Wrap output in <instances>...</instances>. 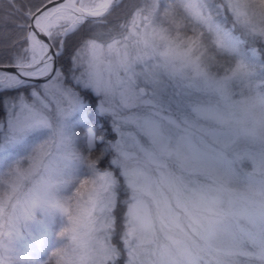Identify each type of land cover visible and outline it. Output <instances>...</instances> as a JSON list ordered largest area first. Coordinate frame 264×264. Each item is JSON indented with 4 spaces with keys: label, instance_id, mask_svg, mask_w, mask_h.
I'll return each instance as SVG.
<instances>
[{
    "label": "snow or ice",
    "instance_id": "obj_1",
    "mask_svg": "<svg viewBox=\"0 0 264 264\" xmlns=\"http://www.w3.org/2000/svg\"><path fill=\"white\" fill-rule=\"evenodd\" d=\"M118 8L124 19L110 25ZM0 9L20 17L10 51L0 54V93H18L8 105L11 138L51 132L0 178V237L11 239L37 210L57 209L67 226L59 233L64 244L51 253L56 264H224L181 236L157 191L175 180L153 176L146 162L169 147L159 124L168 87L207 84L229 102L237 87L264 88V0H0ZM85 25L87 36L76 39ZM148 107L151 115H141ZM54 122H77L82 152ZM139 132L151 137L150 148ZM72 159L84 174L66 180ZM69 184L70 195L61 197ZM10 251L0 244L8 253L0 264H11Z\"/></svg>",
    "mask_w": 264,
    "mask_h": 264
},
{
    "label": "rangeland",
    "instance_id": "obj_2",
    "mask_svg": "<svg viewBox=\"0 0 264 264\" xmlns=\"http://www.w3.org/2000/svg\"><path fill=\"white\" fill-rule=\"evenodd\" d=\"M13 94L2 100V113L0 114V159L7 163L0 162V178L7 179L8 172L16 160L28 155L36 144L48 138L51 134L49 130H36L27 136L13 140L9 128L11 103ZM27 96L28 93H25ZM257 95H264V88L253 86L243 89L237 87L234 90L232 101H249ZM219 102V97H214L208 93L189 91L186 89L168 87L162 94L159 104L163 109L164 119L159 120L163 134L168 138L169 147L162 154H157L156 163H146V167L151 169L152 175L159 177L163 172L166 176L174 178L175 185L170 187L167 183L160 185L157 191L167 198L169 205L174 209L177 206L176 188L181 190V198L187 189L208 183L209 176H216L223 186L237 191L246 190L249 186H260L261 175L256 171L257 161L264 167V159L257 156V148L247 142L229 141L228 145L221 147L210 138H194V143L206 150L204 165L199 171L188 172L177 165L170 163L169 152L179 150L187 152L190 145L185 143V121L196 118V109L212 105ZM195 109V110H194ZM150 107L141 111V115L150 116ZM77 122H54V129L62 128L64 134L70 139L74 152H82L83 145L80 135L76 132ZM109 125V130L112 129ZM116 132H112L115 138ZM141 144L151 147V137L146 132L137 133ZM84 174L83 167L78 159H72L65 163L63 177L66 180L78 178ZM71 185L61 188L60 196L65 197L71 193ZM145 203L153 216L157 213V207L151 193L145 194ZM67 226V219L57 209L37 210L33 219L22 222L19 231L14 233L11 239L7 232L0 237V244L6 248L9 246V259L11 264H35V258L45 255L41 262H46L52 257L51 253L64 244V240L59 237V233ZM188 244L192 246L201 245L198 239L186 238ZM256 251L251 246L248 238L239 234L230 243L219 245L217 255L223 258L224 264H230L234 258L246 260ZM6 258L8 253L0 252ZM56 262V258L54 260Z\"/></svg>",
    "mask_w": 264,
    "mask_h": 264
},
{
    "label": "clouds",
    "instance_id": "obj_3",
    "mask_svg": "<svg viewBox=\"0 0 264 264\" xmlns=\"http://www.w3.org/2000/svg\"><path fill=\"white\" fill-rule=\"evenodd\" d=\"M201 87L205 93L219 97V102L197 108L196 118L185 121L184 141L190 148L187 152L170 151V163L188 172L199 171L205 163L206 150L193 141L205 137L221 147L229 141L247 142L264 159V95L236 103L226 101L221 90L207 84L186 90ZM256 171L261 175L260 186H249L243 191L221 185L216 176H209L208 183L187 189L174 208L182 227L181 236L196 238L202 242L201 247L219 253V245L243 234L256 251L246 260L234 258L230 264H264V167L259 161Z\"/></svg>",
    "mask_w": 264,
    "mask_h": 264
},
{
    "label": "trees",
    "instance_id": "obj_4",
    "mask_svg": "<svg viewBox=\"0 0 264 264\" xmlns=\"http://www.w3.org/2000/svg\"><path fill=\"white\" fill-rule=\"evenodd\" d=\"M32 3H39L40 0H31ZM126 3H132L133 0H125ZM125 11L123 9H116L112 15L109 17L110 25H117L121 23L124 19ZM7 15V19L5 16ZM20 17L18 15L12 13H5L4 10L0 9V54H4L10 51L8 48L9 43L15 38L16 36V24L19 21ZM89 29L87 25L82 26L79 30V35L75 37L79 39V36H87ZM10 95H4L3 93L0 94V114L2 113V100L7 98ZM103 127V125H101ZM107 135V133H105ZM45 258V255L41 257L35 258V264H56L54 258H49L46 262H41L42 259ZM241 259H244L242 256Z\"/></svg>",
    "mask_w": 264,
    "mask_h": 264
},
{
    "label": "water",
    "instance_id": "obj_5",
    "mask_svg": "<svg viewBox=\"0 0 264 264\" xmlns=\"http://www.w3.org/2000/svg\"><path fill=\"white\" fill-rule=\"evenodd\" d=\"M61 2H63V0H54V4H58V3H61ZM52 6H53L52 4L48 5V7H52ZM0 130H2L1 127H0Z\"/></svg>",
    "mask_w": 264,
    "mask_h": 264
}]
</instances>
